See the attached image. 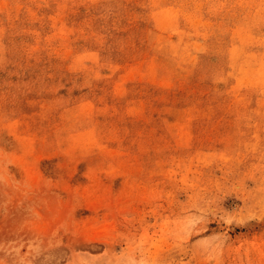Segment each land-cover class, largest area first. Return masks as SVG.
I'll use <instances>...</instances> for the list:
<instances>
[{
	"label": "rangeland",
	"instance_id": "rangeland-1",
	"mask_svg": "<svg viewBox=\"0 0 264 264\" xmlns=\"http://www.w3.org/2000/svg\"><path fill=\"white\" fill-rule=\"evenodd\" d=\"M0 264H264V0H0Z\"/></svg>",
	"mask_w": 264,
	"mask_h": 264
}]
</instances>
